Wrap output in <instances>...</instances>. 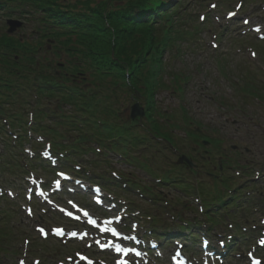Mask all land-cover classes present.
Returning a JSON list of instances; mask_svg holds the SVG:
<instances>
[{
  "label": "rangeland",
  "instance_id": "374dc122",
  "mask_svg": "<svg viewBox=\"0 0 264 264\" xmlns=\"http://www.w3.org/2000/svg\"><path fill=\"white\" fill-rule=\"evenodd\" d=\"M187 1L186 5L189 6L187 12L183 13L184 21L187 18L191 19L188 31L191 29L194 32L197 42L192 43L189 39L185 40L180 55L170 52L166 53L164 58L169 71L186 77L183 82V91L180 93L165 90L156 96L159 109L166 111L167 115L171 117V120L164 119L162 123L172 138L177 140L179 149L175 150L164 141L152 138L148 148L129 152L131 153L129 162L118 156L117 153L110 151V164H106V167L111 166L112 169L107 171V175L113 176L112 172L117 171L131 180H136L144 185L148 184L152 187V192H155V196L153 201L148 198V189L143 190L146 195L142 196L141 193L134 190L136 188L124 191L122 188H117L118 185L115 184L114 190L119 192L116 194L106 192L104 198L105 200L115 199L116 196V204L120 209L128 207L127 213L130 214L127 215V219L122 222V225L138 222L139 231L148 234L146 229L152 227L148 220V216L151 214L159 216L162 220L159 224L161 231L167 229L166 226L176 229L181 223L182 216L185 219H194L196 216L195 213L188 211V208L198 209L201 205L194 200L198 199V192L194 189L198 183H203L211 190L217 189L216 186L214 187L217 185L216 182L205 172L214 170V164L220 160L225 165L223 168L225 181L220 188L221 199L227 193L230 194L229 191L235 198L240 199L246 195L249 189L243 199L245 201L241 200L240 204L230 210L236 212L241 220L239 221L240 235L250 237L251 243L255 245V241L260 239L264 229V42L255 40L258 36L257 33L252 32L251 27L259 25L261 33H264V0ZM190 3L192 4L190 5ZM239 3L243 4L237 8ZM232 10L236 16L228 19L227 13ZM201 15L206 16L204 21L201 20ZM14 18L25 23L17 35H28L27 37L31 38V34H29L31 26L27 25L24 19ZM2 19L5 17L1 15L0 20ZM245 20H249L247 25ZM200 22L204 24L202 25ZM164 81L173 85L169 77H166ZM25 98L21 104L17 106L15 104V107L9 106V108H13L12 110L16 108L24 117L28 116V111L34 104L32 101L35 100V94L27 95ZM138 101L142 106H145L143 98L139 97ZM134 102V98L121 100L119 108L124 119L130 116L131 105ZM156 116L158 117V115ZM185 116L188 123L186 120L184 121ZM142 120L147 126L146 120ZM167 122L169 125L166 124ZM43 123H51V120L45 118ZM171 127L175 130H172ZM196 127H201L203 134L206 135L205 139L212 140L213 144L194 146L193 143L196 144L197 136L186 130H194ZM139 131L144 133L143 129H139ZM32 138L41 140L37 134H34ZM30 140L26 138L24 148H31ZM6 142H8L7 139L0 136V159L7 154L5 151ZM93 146L98 148L95 143ZM233 146H237V148L233 149ZM194 147L198 149L194 150ZM38 148H43V146ZM206 149L212 150L211 162L206 158L207 154L204 153ZM181 152L188 156L192 154L196 157L197 155L201 156L198 166L199 170L203 172L200 175H195L187 169L181 170L184 174H181L180 170L174 172L179 178H187L186 180L190 181L194 187L190 193L176 188L174 183L163 186L152 180L151 174L155 175L156 171L163 173L165 169L177 170V160ZM89 157L90 154L84 156L83 159L87 160ZM146 157L148 158L146 159ZM22 164L27 165L25 159L22 160ZM13 167L14 165L8 168L0 166V187L4 188L5 193L10 196L9 200L0 201V215L2 213L9 214L7 217L4 215L1 218L0 216V240L5 235L9 236V240L5 242L8 252L1 259L3 260L1 264H19L20 260L25 258L28 264H33L32 261L35 258L41 259L40 264H45V261L49 264H56L57 260H65L66 256L60 258L52 256L45 259L40 253L42 249H40L41 251H32L33 247L44 246V242L42 239L40 241V235L36 230V226L43 223L44 219L26 213L25 206L28 202L25 194L27 186H29V180L26 178L31 176L20 169L13 171ZM104 171L105 169L102 167L97 170V177ZM22 173L26 177L22 176ZM215 173L219 174V171L216 169ZM19 174L21 175L18 176ZM36 174L42 175L44 170L37 171ZM52 178H55V175ZM104 181L103 178L100 179L101 183ZM240 184H244V188H239ZM89 195L90 203L88 202L87 205L91 207L93 195ZM15 202L21 208L14 206L17 204ZM37 204H40V201H37ZM111 209L113 210V204L110 203L102 211L111 215ZM120 209L114 210L113 215L121 212ZM36 212L37 215L45 213L47 217L56 218V224L65 223L62 215L51 206L38 205ZM45 224L50 227L53 223L45 222ZM199 227H201L199 230L204 232L205 225L202 224ZM193 230L198 234L201 232L198 228ZM225 232H230L229 228H225ZM26 239L29 240V244ZM250 247L243 248L241 255L238 254L231 258L232 264H249L247 252ZM257 250L264 258V248H257Z\"/></svg>",
  "mask_w": 264,
  "mask_h": 264
},
{
  "label": "trees",
  "instance_id": "16d2710c",
  "mask_svg": "<svg viewBox=\"0 0 264 264\" xmlns=\"http://www.w3.org/2000/svg\"><path fill=\"white\" fill-rule=\"evenodd\" d=\"M186 3L0 0V16L5 17L0 20V136L9 135L7 126L20 136L16 145L7 139L8 153L0 159V166L20 169L19 149L28 132L47 136L66 157L94 153V164L104 162L109 149L126 157L128 151L141 149L152 138L178 146L162 123L171 117L159 109L156 96L165 90L182 91L186 79L169 71L164 59L166 53L180 55L185 40L195 42L194 32L188 31L191 19L184 21ZM14 17L31 26V38L7 33L6 22ZM166 77L172 86L165 83ZM32 94L35 116L28 122L27 116L9 106L21 104ZM139 97L145 100L147 126L124 119L119 108L121 100ZM45 118L51 125L43 124ZM93 142L102 152L92 148ZM175 178L168 171L164 182H175ZM200 193L206 197V220L213 224L223 221L221 208H228L233 199L220 195V203L213 207L208 203L210 191L201 186Z\"/></svg>",
  "mask_w": 264,
  "mask_h": 264
},
{
  "label": "water",
  "instance_id": "95a60500",
  "mask_svg": "<svg viewBox=\"0 0 264 264\" xmlns=\"http://www.w3.org/2000/svg\"><path fill=\"white\" fill-rule=\"evenodd\" d=\"M7 23L9 25L8 33H10V34L14 33L23 24L21 21L13 20V19L8 20ZM131 115H132V118H136L139 115L140 116H144L145 115V111L140 107L139 103H135L132 106V113H131ZM180 160H182V159H180Z\"/></svg>",
  "mask_w": 264,
  "mask_h": 264
},
{
  "label": "snow or ice",
  "instance_id": "6c2138e0",
  "mask_svg": "<svg viewBox=\"0 0 264 264\" xmlns=\"http://www.w3.org/2000/svg\"><path fill=\"white\" fill-rule=\"evenodd\" d=\"M253 55H255V53H253ZM85 215H87V213H85ZM257 264H259V262H257Z\"/></svg>",
  "mask_w": 264,
  "mask_h": 264
}]
</instances>
